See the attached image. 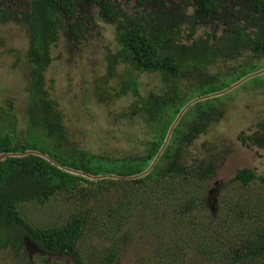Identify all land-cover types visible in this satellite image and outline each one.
<instances>
[{"label":"trees","instance_id":"trees-1","mask_svg":"<svg viewBox=\"0 0 264 264\" xmlns=\"http://www.w3.org/2000/svg\"><path fill=\"white\" fill-rule=\"evenodd\" d=\"M12 1L0 0V24L16 20L18 13L10 7ZM28 1L24 21L29 46L8 71L24 72L29 82L26 90L29 99L22 113L17 111L13 100L9 99L6 105L0 103V155L35 150L94 176L132 177L150 167L171 125L191 101L210 95L211 88L230 77H236V81L228 86L224 83L221 91L264 69V0ZM102 21L115 27L116 44L115 50L114 45L107 49L106 74L95 76L91 95L103 105L132 95L133 103L118 119L140 121L142 130L150 137L149 142L142 143L144 151L138 156L111 159L81 149L47 86L45 74L54 61V44L65 42L69 55L71 48L78 50L81 40L91 35ZM203 28L209 31L198 34ZM59 31L67 37H58ZM19 57L27 60L24 68L17 66ZM257 61L262 69H257ZM120 66L127 70L120 73ZM142 75L157 76L160 80L157 90L143 95L139 82ZM259 84L264 82L260 80L254 85ZM194 92L202 94L193 99L190 94ZM220 98L200 102L186 113L167 150L146 178L91 181L33 155L2 162L0 254L7 253L4 256L17 264H30L32 254V258H40L47 264H62L57 260L63 256H70L74 264H115L122 245L136 234L135 228H128L132 236L122 233L123 222L128 225L135 213L145 217L152 212L162 245L158 252L163 251L170 264H185L184 257L176 256L182 245L186 250L200 251L199 242L206 225L212 239L211 246L203 244L209 262L264 264V174L252 168L238 171L228 183L233 194L235 191L237 194L225 196L215 206L221 213L233 210L242 222L239 236L244 243L240 244L238 238L233 240L237 218L232 219L231 213L221 218L204 213L202 191L207 180L217 175L216 165L226 155L221 145L213 143L200 160L188 161V148L223 119L228 104L236 102L235 97L217 104ZM241 138L246 146L264 150V119L259 121L258 132L251 142L248 136ZM227 187L222 185L218 191ZM177 190L184 192L185 200H177ZM76 192L81 198L68 200L73 208L66 210L63 198ZM31 205L47 215L43 216L47 218L45 224L24 212L23 208ZM62 207L65 210L60 211ZM192 212L202 215L198 222L187 218ZM111 219H122L116 227L118 236L112 248L98 249L94 251L98 253L96 256L87 258L81 242L92 222L109 229L105 220ZM220 220L229 229L220 232ZM195 229L198 238L194 239L190 233ZM164 236H169L166 243Z\"/></svg>","mask_w":264,"mask_h":264},{"label":"rangeland","instance_id":"rangeland-1","mask_svg":"<svg viewBox=\"0 0 264 264\" xmlns=\"http://www.w3.org/2000/svg\"><path fill=\"white\" fill-rule=\"evenodd\" d=\"M28 2V0H13L10 7L18 13L16 20L0 24V103L6 105L9 99L13 100L17 111H21V113L24 112L28 103L29 93L26 90H28L29 82L22 70L17 69L10 72L8 70L13 67L16 58L24 54L29 46L27 24L24 21V13L27 9L29 10ZM96 29L91 35L81 40L84 43L77 45L78 50L72 47L69 55L66 52L67 45L65 42L58 41L52 47L54 61L45 74L51 98L57 103L62 112L64 122L70 130L75 144L79 145L81 149L111 159L141 155L144 151L142 143L145 145L150 141V137L142 130V124L140 121L128 122L123 118L118 119L122 112L126 111L133 103L132 95L115 99L109 105L99 104L96 98L91 95L92 82L95 76L103 77L106 74L105 57L107 49L114 45L113 49L115 50L116 44V41L114 42V26L102 21L98 22ZM204 31L208 32L209 29L203 28L199 30L198 34L203 35ZM60 38L64 39L65 37L60 36ZM19 58L20 63L17 66L24 68L27 65V60L22 57ZM70 58H72L71 63L67 65ZM255 65L259 67L261 63L257 61ZM126 70L125 66L118 68L120 73ZM260 80L264 82V75L248 81L233 93H229L225 97L222 96L216 102L217 104L235 97L236 102L232 101L228 104L223 119L216 125H212L206 134L199 136L187 151L190 163L196 162L205 156L206 149L213 143L220 144L222 151L226 153L216 165L218 167L217 175L207 180L205 191H202L203 204L205 205L204 213L211 216V218L214 216H217V218H221V216L229 217V213H231L233 215L231 216L232 219L237 218V224L233 229L235 236L233 240L235 241L238 238L240 244L244 243L243 237L239 236V232L242 231V222L233 210L228 209L226 212L221 213L215 206L225 199V196L231 197L237 194L236 191L233 194V191L230 190L231 185H228V183L236 176L238 171L252 168L256 169L257 173L264 174V150L253 146L245 147L237 139L241 131L252 130L258 121L264 119V86L251 93H246ZM235 81L236 77H230L218 87L211 88L209 92L211 94L221 91L224 88V83L228 86ZM139 82L143 95L157 90L160 84V80L154 75H142L139 77ZM116 84L114 83V85ZM201 94L202 92H194L190 94V97L195 99ZM205 144H208L206 148H204ZM222 185L228 187L225 191H218V188ZM177 192V200H185L184 192L178 190ZM72 198H81V194L76 192L74 195L63 198L66 210L73 208L68 201ZM23 209L28 217L31 216L41 225L45 224L47 218L43 216L47 215L43 210H39L38 207L33 205L25 206ZM63 210L65 209L62 207L60 211ZM186 216L197 222L202 217L198 212H192ZM129 221L128 225L123 222L122 233L132 236L133 234L128 228H135L136 234L130 238L128 243L122 245L120 257L115 264H170V258L165 256L163 251L158 252L162 245L156 228L157 219L155 214L147 212L145 217H142L135 213ZM121 222L122 219L105 220L109 229H106V227L104 229L101 223L92 222V226L81 242L85 256L87 258L92 257L94 251L98 249L108 250L112 248V242L115 241V236H118L116 227ZM183 227L186 228L187 225L184 224ZM188 228L193 227L188 226ZM225 228H228V224L220 220V232ZM104 230L106 231V237H104ZM166 230L169 231V228ZM190 236L194 239L198 238L197 229L191 232ZM168 237L164 236L165 243ZM209 237L210 227L206 225L202 241L199 242L201 244L200 251L198 252L195 248L193 250L187 248L186 250V247L182 245L181 249L176 250V256L178 258L184 257L185 264H214L212 261L209 262L204 254L203 244L205 243L206 247L212 245V239ZM103 254V256L106 255ZM201 254L204 256H201ZM4 255H7V253L0 254V264H17L16 261ZM32 255H30V264H47L40 258H32ZM68 257L63 256L57 261L62 264H74L72 258ZM262 262L260 261V263Z\"/></svg>","mask_w":264,"mask_h":264},{"label":"water","instance_id":"water-1","mask_svg":"<svg viewBox=\"0 0 264 264\" xmlns=\"http://www.w3.org/2000/svg\"><path fill=\"white\" fill-rule=\"evenodd\" d=\"M263 75H264V69L242 78L240 81H238L234 85L230 86L229 88H227V89H225V90H223L221 92L210 94V95H207V96H204V97H200V98H197V99L191 101L178 114L176 120L171 125V127H170V129L168 131L167 137H166V139L164 141V144H163L160 152L158 153V155L153 160V162L150 165V167L147 170H145L144 172H142L141 174H138V175H135V176H132V177H122V176L111 175V174L110 175L94 176V175L85 173L83 171H78V170H75L73 168L64 166V165L60 164L59 162H57L51 156H49V155H47L45 153L39 152V151H35V150H28V151H26L24 153H4V154H1L0 155V164L2 162L6 161L9 158H25V157L33 155V156H38L40 158L45 159L46 161L50 162L52 165H54L55 167H57L58 169H60V170H62L64 172H67V173H69L71 175H74V176H81V177L86 178V179L91 180V181H98V180H116V181L117 180H126V181H132V180H138V179L146 178L147 176H149L152 173V171L155 169V167L159 163L161 157L163 156V154L167 150V148H168V146H169V144H170V142L172 140V137H173V134H174L176 128L179 126V124L181 123V121H182L183 117L186 115V113L193 106L197 105L200 102L213 100V99L225 96V95H227L229 93H232L233 91H235L236 89L241 87L243 84L247 83L248 81H250V80H252L254 78L263 76Z\"/></svg>","mask_w":264,"mask_h":264},{"label":"flooded vegetation","instance_id":"flooded-vegetation-1","mask_svg":"<svg viewBox=\"0 0 264 264\" xmlns=\"http://www.w3.org/2000/svg\"><path fill=\"white\" fill-rule=\"evenodd\" d=\"M57 35H58V37H59V36L67 37V35H66L63 31H59V33H58ZM262 86H264V84L253 85L252 88H251V90H255V89H257V88H259V87H262ZM251 90L248 91L247 93H250ZM258 125H259V121L255 124V128H253L252 130H244V131H241V132H240V135L238 136L237 139H238V141H239L243 146H245V147H250V146H246V145L242 142V138H241V136H248V139H249L250 142H251L253 136L258 132ZM250 145H252V144H250Z\"/></svg>","mask_w":264,"mask_h":264},{"label":"clouds","instance_id":"clouds-1","mask_svg":"<svg viewBox=\"0 0 264 264\" xmlns=\"http://www.w3.org/2000/svg\"><path fill=\"white\" fill-rule=\"evenodd\" d=\"M263 70V69H262ZM258 72V71H257ZM256 73V72H255ZM253 74V73H252Z\"/></svg>","mask_w":264,"mask_h":264}]
</instances>
